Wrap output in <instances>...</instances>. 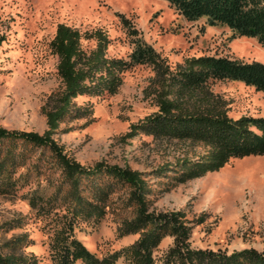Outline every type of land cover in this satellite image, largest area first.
<instances>
[{
  "label": "rangeland",
  "instance_id": "1",
  "mask_svg": "<svg viewBox=\"0 0 264 264\" xmlns=\"http://www.w3.org/2000/svg\"><path fill=\"white\" fill-rule=\"evenodd\" d=\"M60 24L82 34L102 29L111 40L108 57L128 62L142 45L173 69L189 57L200 56L264 64V48L257 38L241 36L227 24H211L206 16L189 20L166 0H0L1 127L39 134L48 130L46 111L54 108L64 87L58 75L59 58L50 47ZM129 28L135 32L130 34ZM96 45L95 39H82L86 51ZM154 77L151 65L132 63L117 94L76 98L75 104L90 106L92 115L65 121L54 139L86 167L105 162L149 174L184 158L196 159L205 149L192 142L144 133L128 137L133 124L158 110L147 94ZM210 88L226 102L230 117H264V92L255 86L223 78L211 81ZM43 152L29 151L25 165L12 177L16 189L0 194V252L34 256L36 264H60L71 230L101 262L127 264L124 258L115 259L138 239L117 235L121 219L132 216L122 208L127 192L119 190L112 198L119 207L116 212L101 221L76 222L70 229L65 217L67 186L50 154ZM176 178L174 173L147 176L152 190L148 199L157 212L186 213L193 227V248L264 251V156L232 159L199 179ZM173 241L170 237L163 241L155 253L158 262Z\"/></svg>",
  "mask_w": 264,
  "mask_h": 264
},
{
  "label": "trees",
  "instance_id": "2",
  "mask_svg": "<svg viewBox=\"0 0 264 264\" xmlns=\"http://www.w3.org/2000/svg\"><path fill=\"white\" fill-rule=\"evenodd\" d=\"M166 1L189 20L206 16L211 24H227L241 36L257 38L264 48V0ZM121 17L129 27L128 20ZM130 30V34L135 32ZM83 38L95 39V49L84 50ZM110 43L102 29L82 34L76 28L58 25L50 47L59 58L58 75L63 90L56 95L54 108L46 111L48 130L44 134L0 126V194L16 189L12 177L25 165L26 154L41 148L44 155L45 152L50 154L67 186L65 217L70 229L76 222L101 221L116 212L119 207L112 198L119 190L127 192L122 208L131 211L132 216L121 219L117 235L119 239L130 236H138V239L120 250L115 259L124 258L127 264H264V251L256 248L231 253L193 248V227L186 213L152 209V201L148 199L151 184L146 180L149 175L167 177L168 173H174L178 175L176 179L186 182L216 172L232 159L264 156V117H230L226 102L210 88L211 81L228 78L264 92V64L200 56L189 57L173 69L166 59L142 45H137L131 62L108 57ZM132 63L153 67L155 77L147 94L158 110L133 124L128 137L144 133L155 138L192 142L203 146L204 154L194 160L184 158L175 165H164L147 174L105 162L86 167L64 152L53 137L60 131V125L92 115L90 106H77L74 100L81 96L117 94L123 85V73ZM68 236L60 264H105L74 238L71 230ZM168 237L173 238V245L158 262L155 253ZM0 264H36V258L0 252Z\"/></svg>",
  "mask_w": 264,
  "mask_h": 264
}]
</instances>
